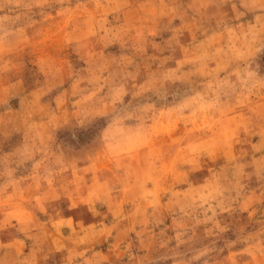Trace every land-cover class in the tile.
I'll list each match as a JSON object with an SVG mask.
<instances>
[{
	"label": "rangeland",
	"instance_id": "rangeland-1",
	"mask_svg": "<svg viewBox=\"0 0 264 264\" xmlns=\"http://www.w3.org/2000/svg\"><path fill=\"white\" fill-rule=\"evenodd\" d=\"M0 264H264V0H0Z\"/></svg>",
	"mask_w": 264,
	"mask_h": 264
}]
</instances>
